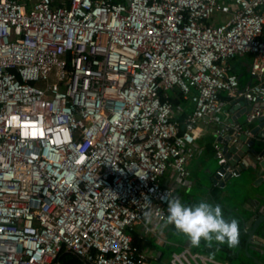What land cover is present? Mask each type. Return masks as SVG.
Segmentation results:
<instances>
[{"label": "built area", "instance_id": "2783aa9c", "mask_svg": "<svg viewBox=\"0 0 264 264\" xmlns=\"http://www.w3.org/2000/svg\"><path fill=\"white\" fill-rule=\"evenodd\" d=\"M241 102L245 125L264 117V0H0V264H154L132 238L147 201L166 216L188 187L200 123L253 138L226 109ZM213 151L220 180L239 176Z\"/></svg>", "mask_w": 264, "mask_h": 264}, {"label": "crops", "instance_id": "0c3cea01", "mask_svg": "<svg viewBox=\"0 0 264 264\" xmlns=\"http://www.w3.org/2000/svg\"><path fill=\"white\" fill-rule=\"evenodd\" d=\"M112 2H123L126 0H111ZM244 58L247 59V63L244 62L245 68L243 71L238 72V78L241 86H245L250 83V77L248 71L250 68V62L252 60L251 55H246ZM184 108V106H182ZM191 109L188 103L185 109L187 113ZM226 109L232 114L231 120L244 125L251 131L258 126L257 120L251 125L246 124V114L250 112L251 106L247 103L239 107L231 104L226 105ZM200 135L196 140L194 147V155L189 162L190 171V184L186 188L176 187L177 198L184 200L183 203L192 205L194 202L197 203L200 200H206L213 204H219L226 217L235 218L239 221V239L240 242V259L239 264H254L251 257L262 261L264 264V240H256L258 245H255V240L247 244L248 235L243 232V221L241 219H247L251 216L250 209L253 201H258L260 206H264L263 192L264 182L258 183L257 175L247 172H242L239 176L230 178L223 188H218L210 185V177L218 170L217 159L214 155L213 145L218 142L223 148L229 147L228 140L216 137L217 128L213 125L200 123ZM263 128L259 129L262 132ZM258 132V134H259ZM257 135H254L252 139L255 143H260L261 139ZM250 139V138H248ZM167 183L176 186L177 184L172 181ZM192 189H195V195L192 194ZM195 200V201H194ZM149 231L146 232L143 228L136 229L133 234V242L135 241L154 254V264H165L168 262L172 253H179L175 249L177 248H190V245L182 247L176 239H174V233L176 232L174 226H169L166 230L160 231L158 228L152 225H147ZM250 230L251 225L245 227ZM245 229V230H246ZM227 246V245H224ZM201 248L206 253L220 254L226 264H233L231 258L225 254V250L218 246L215 250H209L203 246ZM181 252V251H180ZM200 255L206 256V253L195 252ZM208 257V256H206ZM209 258V257H208Z\"/></svg>", "mask_w": 264, "mask_h": 264}, {"label": "clouds", "instance_id": "9594fccd", "mask_svg": "<svg viewBox=\"0 0 264 264\" xmlns=\"http://www.w3.org/2000/svg\"><path fill=\"white\" fill-rule=\"evenodd\" d=\"M162 199L167 203V215L164 216L159 208L154 209L147 201L146 210L143 213L147 225H155L160 231L174 226L175 231L186 237L194 248H200L202 242L203 246L209 250H215L223 245L229 248L238 246L239 221L226 217L219 204L200 200L188 205L179 198L171 197L169 192ZM209 260L214 264V251L209 256Z\"/></svg>", "mask_w": 264, "mask_h": 264}, {"label": "water", "instance_id": "95a60500", "mask_svg": "<svg viewBox=\"0 0 264 264\" xmlns=\"http://www.w3.org/2000/svg\"><path fill=\"white\" fill-rule=\"evenodd\" d=\"M245 102H241L240 105H244ZM258 126L255 127L251 133L252 135H257L260 128H263L262 132H259L258 136L261 139L260 144H262L261 149L255 148V140L248 139L245 136H241L240 139L231 147L225 146L224 154L229 165L237 166L239 174L242 172H247L257 175L258 183L264 182V117L257 119ZM226 139L229 141L230 136H227ZM219 170V168H218ZM217 170V171H218ZM217 171L210 177V185L218 188H223L226 182L230 179L225 177L223 180H220L217 175ZM264 200V192H263ZM250 213L251 216L247 219H241L243 221V232L248 235L247 244L251 243L253 240H264V206H260L258 201H253L251 204ZM251 225L250 230H247L245 227ZM246 229V230H245ZM255 238V239H253ZM255 240V241H256ZM240 242L235 248H229L228 246H221L225 250V254L231 258L233 264H239L240 259ZM258 245L257 241L254 243ZM264 249V246L262 247ZM264 255V252L262 253ZM254 264H262V261L255 259L253 256H250Z\"/></svg>", "mask_w": 264, "mask_h": 264}, {"label": "trees", "instance_id": "16d2710c", "mask_svg": "<svg viewBox=\"0 0 264 264\" xmlns=\"http://www.w3.org/2000/svg\"><path fill=\"white\" fill-rule=\"evenodd\" d=\"M244 62L245 63L248 62L247 59L244 57L236 58L231 62L233 70L236 74L244 70L245 68ZM169 97L174 106L182 105L184 106V111H185L188 102L183 100L181 93L177 89L170 91ZM185 114L186 113L178 117V121L180 122L179 129L181 132L184 129L183 121H184ZM134 244L138 246L139 248H142V246L138 244L136 241ZM56 263L57 264H83V262L78 257H76L75 255L71 253L65 252L64 250H62L61 253L59 254V257L56 260Z\"/></svg>", "mask_w": 264, "mask_h": 264}, {"label": "rangeland", "instance_id": "374dc122", "mask_svg": "<svg viewBox=\"0 0 264 264\" xmlns=\"http://www.w3.org/2000/svg\"><path fill=\"white\" fill-rule=\"evenodd\" d=\"M255 148L256 149H261L262 148V144H260V143H257L256 145H255ZM192 194L193 195H195V189H192ZM195 201V200H194ZM182 202H184V200H182ZM193 204H195V202L193 203ZM174 239H176L179 243H181L182 245V247H185V246H188V245H190V243L188 242V240H187V238L186 237H184V236H182L181 234H179V233H177V232H175L174 233V237H173ZM190 247H191V251L193 252V253H195V252H200V253H206L205 252V250H203L201 247L200 248H194V247H192L191 245H190ZM183 249V248H182ZM182 249H180V248H177V249H175L176 251H178V252H180V251H182ZM210 255H212L211 253H206V256H210ZM214 261H216V262H219V263H224V262H226L225 260H223V258L221 257V255L220 254H214Z\"/></svg>", "mask_w": 264, "mask_h": 264}]
</instances>
